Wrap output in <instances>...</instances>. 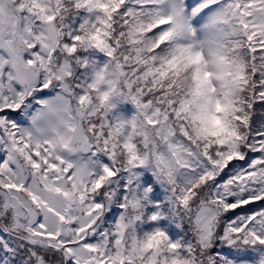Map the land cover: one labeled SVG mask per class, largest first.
<instances>
[{
    "label": "snow or ice",
    "instance_id": "obj_1",
    "mask_svg": "<svg viewBox=\"0 0 264 264\" xmlns=\"http://www.w3.org/2000/svg\"><path fill=\"white\" fill-rule=\"evenodd\" d=\"M0 264H264V0H0Z\"/></svg>",
    "mask_w": 264,
    "mask_h": 264
}]
</instances>
